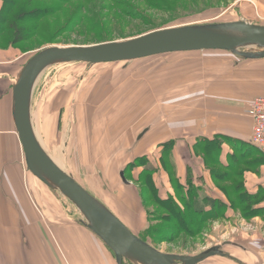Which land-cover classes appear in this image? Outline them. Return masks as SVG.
Wrapping results in <instances>:
<instances>
[{"label":"crops","instance_id":"0c3cea01","mask_svg":"<svg viewBox=\"0 0 264 264\" xmlns=\"http://www.w3.org/2000/svg\"><path fill=\"white\" fill-rule=\"evenodd\" d=\"M236 1L240 3L241 9L239 8V11H241L247 22H255L257 25L264 26V0ZM1 52L0 232L4 231L5 235L0 234V264L117 263L112 251L85 226L80 218H77L76 215L78 214L76 213L74 216L72 211L70 212L65 208L64 198L41 183L29 171L12 113L13 87L24 66L20 65L19 60L16 61L17 58L15 60L8 59L9 56L12 58V55H14L13 51ZM103 65L105 64L90 65L89 68L86 64L82 65L84 67H70L72 71L77 73L74 74L75 78L70 77V83L73 85V82L76 81L74 79L78 78V74L82 76L81 81H84V83L80 87L78 84L71 93L69 92L70 89L63 92L66 94L65 96L61 93L57 94L53 98V104L45 112L42 111V107L39 113L36 111V117H39V115L41 117L42 112L43 123L45 122L48 128L52 127L49 126L50 122L54 126L57 123V126L60 116L63 117L64 123H62V126L68 124L67 121L70 119L73 123V114L75 112L76 114L79 113L75 121V127H71V130L79 131L77 142L71 152V146L70 149L68 145L66 148L68 167L75 179L77 180L76 176H79L77 173L79 170L71 162L69 156H72L73 160L84 168V172L89 177L99 181L97 183L96 180L92 181L90 178L91 184L93 185L92 182L96 184L93 187L101 189L99 185L108 186L109 193L108 190H104V192L111 205L106 206L132 233L137 234L135 229L141 228L137 224V220L141 217H133L126 211V207H131L133 210L138 209L136 211L139 213H142L141 210L144 209L136 185V179L143 172V169H135L130 173L128 179L125 177L127 182L124 181L122 175H124L128 165L143 156L141 154H149V152L153 154L157 147L161 152L164 144L174 141L171 164L177 168L180 183L187 185V170L190 168L193 184L199 188L200 193L204 194L205 192L208 197L225 203L223 194L213 191L211 173L206 170L203 160L195 154L194 147L198 140H213L218 135L252 143V122L249 119L242 120L238 116V118L235 117L237 120L231 119V117L209 116L204 113L211 106L206 100L207 93L201 90L198 91L195 96H199V98L192 101L194 96L192 92L181 89L167 102V109L160 112L164 115L154 116L152 124L143 129V132H137L135 136L134 130L138 131L139 127L126 126L125 119L130 116L128 111H124L125 116L120 117L119 113L122 109H114L123 94L117 83H113L111 72L99 67ZM236 72L241 73L238 76L242 78L237 81L228 79V82H226L234 84L236 87L231 93L232 95H235L236 98H243L223 100L226 99L224 97L228 95V92H222L219 89L217 91L216 89L214 92L221 95L219 97L223 101L219 104L220 106L228 107L230 104L231 108L235 105L238 107L244 106V103L249 100L247 97L254 92L248 89L247 80H244L242 75L256 76L257 71L247 68L244 70L236 69ZM188 74H190L186 75L188 79L191 77L198 78L199 76L197 73ZM219 75L216 87H222L221 85L225 82L221 79L222 74ZM179 79L181 80V78L177 80L179 81ZM173 82L174 80L171 81V83ZM252 82V84L256 83V81ZM154 88L155 86H153V97L155 96ZM87 96L88 100H86ZM72 97L76 99L75 108H72L71 105H65L66 101L72 99ZM252 97L256 98L257 96ZM61 100H65V103H59ZM58 104H60V108H57ZM176 107L178 109H175ZM196 112L198 113L195 114ZM163 117H165V123L158 124ZM40 130H43L41 126ZM43 137L45 138V135ZM71 138V144L73 145V136L69 132L66 143L71 142ZM47 142H49L47 147L53 144L49 140ZM232 153L231 148L225 144L220 156L222 162H228V156ZM160 157H158L159 162ZM91 163H95V173H91ZM163 177L158 173L154 176L158 189L162 187L159 180ZM245 187L250 194H256L260 188H264V167L259 175L245 174ZM91 192L100 193L94 188ZM159 192L162 194L163 191L159 190ZM163 193L168 196L173 192H165L164 190ZM111 195L115 197L125 195V198L116 203ZM257 207L264 211V201ZM5 214L6 217H4ZM232 214L237 215V213L229 210L225 220H229ZM142 217H144L143 213ZM258 219L262 224V233L258 235L264 238V212L258 216ZM226 245L236 247L238 249L237 256L222 250L224 256L215 257L227 260L228 264H264V240L259 242L252 238L248 246L240 242L239 244L225 243L224 246Z\"/></svg>","mask_w":264,"mask_h":264},{"label":"rangeland","instance_id":"374dc122","mask_svg":"<svg viewBox=\"0 0 264 264\" xmlns=\"http://www.w3.org/2000/svg\"><path fill=\"white\" fill-rule=\"evenodd\" d=\"M125 1L131 4L133 8L121 12L118 11V9H111L112 4H109L106 0H77L69 4H61L53 0H18V3H20L18 10L38 11L42 13V19L40 22H36V24L33 21L26 23L29 29H33L34 26H37L35 30L33 29L30 40L28 39L26 43L20 45V48L25 50L23 51L24 53H22V49L20 50V48H15L13 46L7 49V40H9L7 33H4L2 36L0 35V51H2L1 53L10 52V50L11 52L13 51L14 55H12V58L9 56L8 59L15 60L17 58L16 61L19 60L20 65L24 64L25 66L32 57L52 47H88L98 44L123 42L155 31L187 25L221 24L238 21L247 22L242 16L241 11H239L240 3L236 0H168L171 5L162 3L166 5L158 8H154L150 2L148 3L146 0ZM45 10H49V13L46 14L44 12ZM124 13H136L145 20L147 19L148 22H146V26H143V23L125 16ZM88 20L95 22L96 25H91ZM247 23L257 25L255 22ZM253 50L256 51L257 49ZM243 60V58L226 51H199L171 53L139 61L109 63L99 67L109 70L113 83H117L119 86L123 95L114 109H122L119 113L120 117L125 116L124 111H128L130 116L125 119L126 126L131 125L132 127H139L138 131L134 130L136 136L137 132H143V129L152 124L154 116L164 115L160 112L163 109H167V102L173 98L176 92L181 91V89L192 92V95H194L192 101L199 98V96H195L198 91L201 90L207 93L206 100L211 106H209L208 110H205L204 113H207L209 116H217L220 118L231 117V119H236L235 117L237 116L240 118L246 117L247 109L245 105H248L254 99L252 96L258 97L264 95V59L256 65V67H260L256 70V76L242 75L244 80H247L249 85L248 89L254 91L247 97L249 100L244 103V106L238 107L235 105V107L232 108L230 107L231 104L228 107L220 106L219 104L223 103L219 97L221 95H217L214 92L216 89L217 91L219 89L222 92H228V95L224 97L226 99L223 100H239L243 98H236L235 95H232L231 93L236 87L234 84L227 83L228 79H231L230 81H237L242 78L238 76L241 73H237L236 69L244 70L251 67V64L243 62ZM235 64L236 66H234ZM82 65L84 64H59L49 68L38 81L33 97L35 127L44 144L43 146H45L47 151L51 154L55 163L63 169L66 168L65 170L70 174H72V172L68 167L66 148L67 145L69 149L71 146V152L77 142L79 131H73L71 127H75V121L79 113L76 114L75 112L73 114V123H71V119L67 121L68 124L65 121L67 126L65 124L62 126L64 122L63 117L60 116V129L56 130V123L49 131H46L45 135V131L40 130V126L42 128L44 127L43 114L41 112V117L40 115L36 117V111L39 113L42 107V111L45 112V110L53 104V98L57 94L61 93L65 96L66 94L63 92L70 89L69 92L71 93L73 88L77 87L78 84L80 87L84 81H81L82 76L79 74L77 76L78 78L74 79L76 81L73 82V85L70 83V77L75 78L74 74H77L72 71L70 67H84ZM86 66L87 68L91 67L87 64ZM188 73H197L199 76L198 78L191 77L188 79L186 77V75H190ZM219 74H222L221 79L225 80L221 85L222 87H216L217 77H220ZM179 75L182 76L177 77ZM178 78H181V80L179 79L178 81ZM172 80H174L173 83H171ZM252 81H256V83L252 84ZM153 86H155L154 97ZM75 100L76 99L72 97V99L66 101L65 105H71L72 108H75ZM86 100H88V96ZM59 103H65V100H61ZM225 103L229 104L227 102ZM57 108H60V104L57 105ZM175 109L178 108L176 107ZM197 113L198 112L195 114ZM69 117L71 118V116ZM160 123H165V117L159 120L158 124ZM69 132H71L73 136V145L71 144L72 138L71 142L66 143ZM43 135H45V138ZM48 140L53 143L49 145V147H47V144H49V142H47ZM157 148L154 150L153 154L149 152V154L144 153L141 155L146 156L151 167H159L155 168L157 170L156 174L158 173L164 176L159 180L162 186L159 190L163 192L164 190L165 192H173L170 196L174 197L173 201L181 208L179 214H184V212L189 213L188 209V211H184L182 200V195L187 192L188 188L185 187V189H182V192L180 189H175V185L169 176V169H167L166 166L163 167V164L158 161V157L163 153V149L160 152ZM69 159L79 170L77 171L79 176H76L78 183L98 200L99 203L108 208L106 205L109 206L111 203L108 201L109 199L105 197L104 192V190H108V186L103 187L99 185L101 189L93 187L94 185L96 186V184L94 182H92L93 185L91 184V177L84 172V168L74 161L72 156H69ZM171 161L170 158L166 160L167 163H171ZM91 164V173H95V163ZM213 167H215V169L220 168L216 165ZM137 168L143 169V171L145 169L144 166H139ZM175 170H177L176 167ZM72 176L75 179L73 174ZM91 180L93 181L96 179L91 178ZM96 181L97 183L99 182L98 180ZM41 183L46 185L42 181ZM136 185L139 190H137L139 196L143 200L144 209L140 210L144 217H142L141 212L140 215V213L136 211L138 209L133 210L131 207H126V211L133 217H141L137 220V224L141 228L135 229L137 233L136 236L144 243L163 254L188 260L210 249L220 247L224 252L237 256L238 249L232 245L224 246L225 243L239 244L240 242L248 246L252 238L259 242H263L264 240L263 237L258 235L262 233V224L259 222L258 217L248 220L240 213H237L238 216L232 214L229 220H210L206 224L205 229L200 233L197 232L199 229L197 221H195L198 219L197 216L192 212L187 216L185 215L186 217L181 215V219L184 221V227L186 228L185 230L177 223L174 211H172L169 206L155 201L146 185ZM233 185H235L234 181L225 182L223 179H217V181L216 179H212L213 191L216 192H220V188H224L227 192L231 193L233 191L231 188ZM92 188L100 193L91 192ZM107 192L109 193V190ZM163 192L162 194L159 192V195L168 198L169 195L167 196V194ZM59 195L64 198L65 208L70 212L72 211L74 216L77 213L79 215H76L77 218L83 221L84 219L77 208L61 193H59ZM111 196L116 203L125 198V195H118L117 197ZM224 200H226V198H224ZM4 217H6V214ZM184 217L186 219H184ZM189 231L195 234H189ZM0 234L5 235V232L1 231ZM105 246L108 247L106 244ZM113 255L115 261H117L116 255L114 253ZM226 261L227 260L221 257H211L199 264H228ZM114 264H118V262ZM123 264L133 263L129 260H124ZM176 264L188 263L178 262Z\"/></svg>","mask_w":264,"mask_h":264},{"label":"water","instance_id":"95a60500","mask_svg":"<svg viewBox=\"0 0 264 264\" xmlns=\"http://www.w3.org/2000/svg\"><path fill=\"white\" fill-rule=\"evenodd\" d=\"M199 51H226L244 59H263L264 26L245 21L187 25L155 31L123 42L88 47H52L32 57L14 84L12 113L29 171L77 208L85 226L111 249L118 264H123L124 260L133 264H199L224 254L217 247L185 260L157 251L135 236L119 218L75 181L66 168L58 166L43 146L35 127L33 97L37 83L49 68L59 64L95 66ZM122 177L127 182L124 175Z\"/></svg>","mask_w":264,"mask_h":264},{"label":"trees","instance_id":"16d2710c","mask_svg":"<svg viewBox=\"0 0 264 264\" xmlns=\"http://www.w3.org/2000/svg\"><path fill=\"white\" fill-rule=\"evenodd\" d=\"M28 1H33V0H28ZM53 1H57L61 4H69L77 0H53ZM106 1H108L109 4H112L111 9H116V10L118 9V11L121 12L126 9L133 8L132 5L127 3V1L125 0H106ZM146 1L148 3L150 2V4L154 8H158L160 6L163 7L166 4L171 5L168 0H146ZM162 3H166V4L164 5ZM19 4L20 3H18V0H0V35L2 36L4 33H7L9 37V40H7L8 41V44L6 46L7 49L11 46L15 48H20V45L26 43L28 39L30 40L31 38L30 36H32L33 34V29L35 30L37 25L34 26L33 29H29L26 23L29 21H33L36 24V22H40L42 19L41 16L42 13H39L38 11L36 12V11L18 10L20 6ZM44 12L48 14L49 10H45ZM124 15L130 17L133 20H137L143 23V26H146V22H148L147 19L145 20L142 16L137 15L136 13L134 14L124 13ZM91 20H88L89 23L91 25H94L95 22H92ZM20 50L22 51V53H24L23 51H25L23 48H20ZM263 59H258V60L244 59L243 62H247L248 64H251L250 65L251 67H249L248 69L250 70L255 69L256 71L257 69L260 68V67H256V65H258V62H260ZM23 66L24 64L22 65V67ZM247 108L248 105H246V109ZM246 117L245 118L243 117L241 119L242 120L247 119L248 117L247 118ZM249 121L251 120L249 119ZM58 123L59 124L55 127L56 130H59L61 127V121H59ZM43 126H44L43 130L45 131V135H46V131L47 130L49 131V129L51 128L46 127L47 125L45 122L43 123ZM49 126L53 127L54 125L50 122ZM174 144H175L174 141H169L168 143L162 146L163 153L161 154L160 157V163L163 164L162 165L163 167L166 166L167 169H169V176L173 184L175 185V189L178 190L180 189L182 192V189H185V187L188 188L185 194L182 193L184 211L189 210V213L192 212L195 216L198 217V219L195 220L197 221V226L199 229V231H197L198 233H200L205 229L206 224L210 220H217V219L225 220L229 210H232L234 213H240L245 219L248 220L263 214L264 211L262 209H258L257 206L262 204V202L264 201V188H260L256 194H250L245 187V174L252 172L259 175L261 173V169L264 167L263 149L256 147L252 143H246L244 141L223 135H218L213 140L201 139L197 141L194 147V152L199 158L203 160L206 170H208L211 173L212 176L211 178L214 180L216 179V181L217 179H223V181L225 182L228 181L235 182V185L231 187L233 189L231 193L227 192L224 188L222 189L220 188L221 191L220 190L219 191L223 194L224 198H226L225 200L226 202L224 203L221 200H215L208 197V195L205 194L202 195L200 193L199 188H197L193 184L192 172L190 168L187 170V175H188L187 185L186 184L183 185L180 183L177 170H175L176 166L166 162L168 158H170L171 160L172 152L174 150ZM225 144L231 148L233 153L230 154V156H228V162L223 163L220 156L222 153V148ZM215 165L220 168L215 169V167H213ZM139 166H144L145 169L142 173L139 174L138 178L136 179V184H141L142 186L146 185L147 189L153 195L155 201H157L160 204H165L169 206L172 209V211H174V215L177 218L176 219L177 223L181 225L180 227L186 230V228L184 227L185 226L184 221L183 219H181L182 218L181 215L187 216L189 213L184 212V214H179V212H181V208L177 203L173 201L174 197L169 195L168 198H163L159 195V189L157 188L154 181V176L157 170L154 167L150 166L146 156L139 157L137 161L128 165L124 171V175H125L124 177L128 179L130 177V173H132L134 169H138L137 167ZM185 217L184 219H186ZM188 233L195 234L192 233V231H189ZM134 235L136 236V234Z\"/></svg>","mask_w":264,"mask_h":264},{"label":"built area","instance_id":"2783aa9c","mask_svg":"<svg viewBox=\"0 0 264 264\" xmlns=\"http://www.w3.org/2000/svg\"><path fill=\"white\" fill-rule=\"evenodd\" d=\"M246 114L253 124L251 142L264 150V96L253 99L248 104Z\"/></svg>","mask_w":264,"mask_h":264},{"label":"bare ground","instance_id":"6f19581e","mask_svg":"<svg viewBox=\"0 0 264 264\" xmlns=\"http://www.w3.org/2000/svg\"><path fill=\"white\" fill-rule=\"evenodd\" d=\"M13 108V107H12ZM76 181V180H75Z\"/></svg>","mask_w":264,"mask_h":264}]
</instances>
